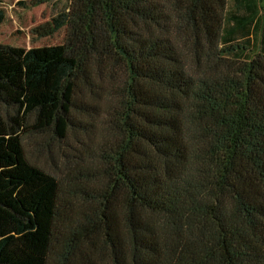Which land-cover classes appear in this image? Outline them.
Here are the masks:
<instances>
[{
  "label": "trees",
  "instance_id": "trees-1",
  "mask_svg": "<svg viewBox=\"0 0 264 264\" xmlns=\"http://www.w3.org/2000/svg\"><path fill=\"white\" fill-rule=\"evenodd\" d=\"M226 6L70 0L30 31L62 43H0V264H264V23ZM99 126L87 187L27 156Z\"/></svg>",
  "mask_w": 264,
  "mask_h": 264
},
{
  "label": "rangeland",
  "instance_id": "rangeland-1",
  "mask_svg": "<svg viewBox=\"0 0 264 264\" xmlns=\"http://www.w3.org/2000/svg\"><path fill=\"white\" fill-rule=\"evenodd\" d=\"M31 1L0 0V7L5 11V20L0 24V43L28 48L54 45L64 41L65 26L46 36H34L30 31L35 26L50 21L58 12L65 10L70 0H44V2L34 6L30 5ZM261 6V15L264 16V3ZM91 135L90 137L87 133L77 129L69 132L65 142H59L47 133L42 137L34 136L33 140L31 137L27 138L24 141V146L27 156L32 162L57 174L63 180H70L74 188L78 186L87 187L88 182L84 180V175L89 164L82 163L75 154H78L79 141L85 140L87 142V139L91 140L90 146L87 148L88 153L92 152L90 149L95 146L98 147L104 132L102 133L99 126ZM50 153L54 155L53 159ZM88 153H85L84 158L88 159L86 157L89 155ZM92 165L94 164L90 165V169Z\"/></svg>",
  "mask_w": 264,
  "mask_h": 264
},
{
  "label": "crops",
  "instance_id": "crops-1",
  "mask_svg": "<svg viewBox=\"0 0 264 264\" xmlns=\"http://www.w3.org/2000/svg\"><path fill=\"white\" fill-rule=\"evenodd\" d=\"M259 6L257 9V13L255 15V12L253 9L249 8V5L251 3H245L244 8H240L238 5L239 3L236 2V0H227V8L225 13V19H224V33L229 32L230 30H233V26L237 23V21H241L242 19L238 18L237 16L240 14L241 17L244 16V22L247 24L246 26L242 27V31L248 30L253 33V31H259L262 29L261 24L264 23V16L261 15V8L262 4L264 3V0H258ZM240 27V26H238ZM239 30V29H237ZM245 36H242L240 34H237L236 39H242ZM249 38H252V35L250 34L248 36ZM256 40L258 37H256ZM256 42V41H255Z\"/></svg>",
  "mask_w": 264,
  "mask_h": 264
}]
</instances>
